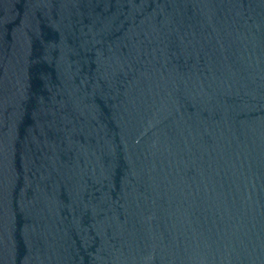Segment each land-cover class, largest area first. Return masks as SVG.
Returning a JSON list of instances; mask_svg holds the SVG:
<instances>
[{
	"label": "water",
	"instance_id": "1",
	"mask_svg": "<svg viewBox=\"0 0 264 264\" xmlns=\"http://www.w3.org/2000/svg\"><path fill=\"white\" fill-rule=\"evenodd\" d=\"M0 264H264V0H0Z\"/></svg>",
	"mask_w": 264,
	"mask_h": 264
}]
</instances>
